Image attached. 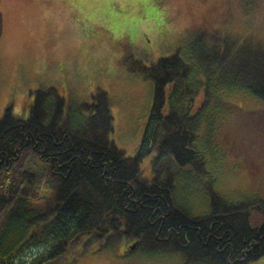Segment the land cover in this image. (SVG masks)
<instances>
[{
    "label": "trees",
    "instance_id": "16d2710c",
    "mask_svg": "<svg viewBox=\"0 0 264 264\" xmlns=\"http://www.w3.org/2000/svg\"><path fill=\"white\" fill-rule=\"evenodd\" d=\"M256 3L242 2V11L250 14ZM193 40L188 57L177 51L151 66L130 64L153 90L149 123L130 155L110 139L113 117L103 90L75 106L52 87L37 90L25 118L6 108L0 118V264H14L33 248L43 252L28 254L25 264H75L90 252L121 249L177 253L182 264L264 258V221L253 222L255 211L264 216V200L232 202L209 189L210 211L195 216L177 203L174 175L183 167L200 179L205 174L195 143L213 90L264 101V39L228 42L209 31ZM201 91L204 101L196 108ZM152 152L148 180L141 162Z\"/></svg>",
    "mask_w": 264,
    "mask_h": 264
},
{
    "label": "rangeland",
    "instance_id": "374dc122",
    "mask_svg": "<svg viewBox=\"0 0 264 264\" xmlns=\"http://www.w3.org/2000/svg\"><path fill=\"white\" fill-rule=\"evenodd\" d=\"M246 1L235 0L242 17L250 15L241 8ZM169 2L0 0V118L8 107L25 118L33 93L40 89H56L72 106L89 103L103 90L113 117L110 139L126 155L133 153L149 123L153 90L148 79L129 69L130 64L136 60L151 66L177 51L188 57L193 37L202 41L204 32L215 31L219 38L234 41L237 36L231 33L236 25L250 22L238 21L234 0H221L220 7L210 13L198 7L204 0H185L179 15L194 27L177 39L173 33L176 15L169 16ZM204 42L209 43L208 35ZM193 68L197 70L196 65ZM193 76L204 81L196 71ZM212 95L195 143L206 161L205 174L200 179L186 167L174 174L176 201L195 216L210 211L209 189L227 201L264 200V101L224 88L213 90ZM203 101L201 91L195 107ZM153 157L154 152L141 162L148 180L153 176ZM261 221L264 216L255 211L254 224ZM39 252L43 251L30 249L26 257H16L13 263H30L27 255ZM118 252L122 253L120 260L115 257ZM146 254L123 249L94 251L75 264L183 263L177 253ZM252 264H264V258Z\"/></svg>",
    "mask_w": 264,
    "mask_h": 264
},
{
    "label": "clouds",
    "instance_id": "9594fccd",
    "mask_svg": "<svg viewBox=\"0 0 264 264\" xmlns=\"http://www.w3.org/2000/svg\"><path fill=\"white\" fill-rule=\"evenodd\" d=\"M220 4L221 0H204L198 7L202 12L210 13L213 9L220 7ZM185 6V0H170L168 4L169 16L176 15L177 27L173 33L177 39H181L194 27L190 21L179 15V13L185 9ZM232 7L238 21L250 19V24L238 23L231 35L240 36L242 38L251 36L257 40L264 39V0H257L256 6L252 9L249 17H242L240 15V8L239 5L235 3V0ZM196 23L198 24L199 21Z\"/></svg>",
    "mask_w": 264,
    "mask_h": 264
},
{
    "label": "crops",
    "instance_id": "0c3cea01",
    "mask_svg": "<svg viewBox=\"0 0 264 264\" xmlns=\"http://www.w3.org/2000/svg\"><path fill=\"white\" fill-rule=\"evenodd\" d=\"M117 255H118V256H117ZM120 255H122V253H121V252H118V254H116V256H115V257H116L117 259H119V258H121V259H122V257H120ZM118 257H119V258H118ZM116 258H115V259H116ZM119 260H120V259H119ZM124 260H125V259H124ZM133 260H135V259H133ZM127 261H128V260H127ZM131 262H132V261H131Z\"/></svg>",
    "mask_w": 264,
    "mask_h": 264
},
{
    "label": "water",
    "instance_id": "95a60500",
    "mask_svg": "<svg viewBox=\"0 0 264 264\" xmlns=\"http://www.w3.org/2000/svg\"><path fill=\"white\" fill-rule=\"evenodd\" d=\"M134 248V245L130 246V249H133Z\"/></svg>",
    "mask_w": 264,
    "mask_h": 264
}]
</instances>
